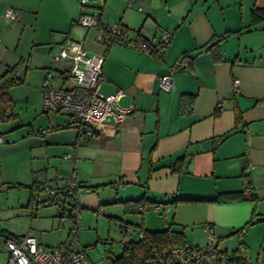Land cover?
<instances>
[{
    "label": "crops",
    "instance_id": "obj_1",
    "mask_svg": "<svg viewBox=\"0 0 264 264\" xmlns=\"http://www.w3.org/2000/svg\"><path fill=\"white\" fill-rule=\"evenodd\" d=\"M65 1L69 9L59 17L52 14L44 26L42 0H0V72L16 66L23 82L27 75L36 82L41 98L44 86H69L72 79L59 77L67 62L52 56L71 38L88 56H103L100 93L123 90L119 104L133 110L119 126L106 123L90 136L70 123L66 111L49 112L47 127L37 131L44 144L38 167L30 163L24 179L12 184L24 186L29 201L45 185L64 187L74 172L81 214L110 212L118 204L124 209V201L145 196L147 203L163 204L170 216L161 228L171 222L197 245L214 235L223 258L234 252L244 255V264H253L252 255L255 264H264V20L251 25L250 16L253 7L264 8V0H97L101 25L119 23L131 37L150 40H157L161 29L170 30L162 58L96 41L97 27L78 22L82 12L93 11L95 0L85 9L78 0ZM8 5L17 18L7 22ZM227 31L219 54L202 51L191 64L181 60ZM172 65H178L172 88L161 89L157 76L170 73ZM237 111L241 119L235 126ZM175 163L182 168L172 170ZM2 168L0 156V179ZM243 174L251 181L248 187ZM219 196L226 199L214 200ZM179 198L203 201L173 202ZM60 199L74 201L67 195ZM108 214L119 218L116 211ZM150 219L142 217L141 225L155 229ZM128 239L123 235L120 241Z\"/></svg>",
    "mask_w": 264,
    "mask_h": 264
},
{
    "label": "built area",
    "instance_id": "obj_2",
    "mask_svg": "<svg viewBox=\"0 0 264 264\" xmlns=\"http://www.w3.org/2000/svg\"><path fill=\"white\" fill-rule=\"evenodd\" d=\"M88 0H79L81 6L87 5ZM92 12H82L78 22L87 27H97L96 41L108 45L119 43L129 46L157 58H162L166 47L170 44L172 32L161 29L157 40H150L142 35L131 37L128 30L119 23L108 25L100 24V8L94 2ZM6 21L15 20L17 13L12 6L4 9ZM54 61H66L67 66L61 70V79L70 78L72 84L67 86L47 85L42 88V101L46 110L52 112L66 111L69 113V120L72 125L81 129L83 136H90L103 129V125L110 123L114 126L122 124L133 106H122L119 100L124 96V91L119 89L113 93L102 94L99 91L100 83L105 79L102 72L103 56H88L82 44L74 39L68 38L64 44L53 54ZM178 68V65L170 66V73L157 76L158 86L161 89L172 88L173 81L171 73ZM238 84V79H234ZM12 114L11 107L0 111V122L7 120ZM45 131V130H43ZM3 136L0 131V142ZM71 157V154H66ZM79 188L78 180L73 172L68 183L64 187L43 186L44 198H58L61 206L65 207L64 215L60 216L61 221L67 219L70 223L68 234L72 238L57 244L48 249L44 248L39 237L31 232L22 235L6 234L4 243L7 249L5 264H93L83 248L78 247L76 232L81 224V210L74 201L61 202V196L74 193ZM65 204V205H64ZM64 219V220H63ZM126 236L134 231L132 226L122 228ZM245 229L242 230V233ZM139 233V232H138ZM143 234L140 232L139 236ZM240 251L244 249L240 245ZM110 252H103L100 259L109 260ZM241 259H245L241 255ZM109 264V263H107ZM144 264H226L221 260V253L218 240L210 235L209 241L203 245L185 244L183 246H170L161 250L153 249L151 256Z\"/></svg>",
    "mask_w": 264,
    "mask_h": 264
},
{
    "label": "rangeland",
    "instance_id": "obj_3",
    "mask_svg": "<svg viewBox=\"0 0 264 264\" xmlns=\"http://www.w3.org/2000/svg\"><path fill=\"white\" fill-rule=\"evenodd\" d=\"M101 1L95 0V3L101 6ZM68 9L69 4L65 0H42L41 24L47 26L50 17L52 19V14L59 17ZM18 35L15 34L16 37ZM18 73L21 75V72ZM29 78L30 76L27 75L23 83L10 88L9 107L12 109V114L8 120L0 122V131L3 136V141L0 143L4 146L0 149L3 161L0 179V230L17 234L21 231L31 232L39 237L44 248L50 249L72 238V233L68 234L69 221L63 219L64 221L60 224V218L56 214L57 207L55 204H50L48 199H44L42 189L37 191L38 196L29 198V203L25 197V187L20 184L12 185L13 181L24 179L23 175L25 172L27 174L28 169L32 167L30 163L33 162L34 167H38V156L40 157L44 144L40 140L43 135L38 134L37 131L47 127L45 116L52 114L49 113L52 111L46 110L42 105L36 82L30 81ZM41 162L42 159H40ZM117 206L115 210L111 207L110 212L105 208L102 212L83 210L81 214V224L76 232L78 247L84 249L93 264L109 263L110 260L100 259L103 252H110L111 256L121 253L123 243L120 238L124 234L120 225L130 224L137 230L138 225H141V218L145 217L151 218L150 222L155 229H162L163 219L168 216L162 208L158 211L147 208L142 212H125L121 204ZM114 211L118 213L116 215L119 218H113L111 214H108ZM50 220H53V223H49ZM130 236L134 238L135 232H132ZM126 237L128 238L129 235ZM6 259L4 235L0 234V264H5ZM249 262L255 264L256 257L252 255Z\"/></svg>",
    "mask_w": 264,
    "mask_h": 264
},
{
    "label": "trees",
    "instance_id": "obj_4",
    "mask_svg": "<svg viewBox=\"0 0 264 264\" xmlns=\"http://www.w3.org/2000/svg\"><path fill=\"white\" fill-rule=\"evenodd\" d=\"M101 7V6H100ZM251 16V25H256L260 21L264 20V8H258L253 7L250 12ZM230 34V31H227L221 35L212 36L207 42H205L203 45H201L197 50L194 52H185L182 56L181 60H185L187 64H191L194 57L199 54L202 51H210L212 53L219 54V44L227 38V36ZM23 82V78L20 77L17 74V68L16 66L9 67L5 69L4 71L0 72V111L4 110V108L9 107V90L11 87L19 85ZM191 98V103L193 102ZM183 105V103H181ZM217 111V110H216ZM215 111V112H216ZM10 116L7 118L9 119ZM241 114L240 112L235 113V126L240 122ZM2 133V132H1ZM184 157L177 158V161H183ZM176 161V162H177ZM180 164V163H179ZM183 164L180 165H173L172 170H180L182 168ZM245 179L244 187H248L250 185V179L248 175L243 174ZM14 185V184H12ZM16 185V184H15ZM79 185V183H78ZM67 196L71 197L72 200H74V193L67 194ZM252 198H255L254 195H252ZM47 199V198H44ZM226 198L224 197H217L214 200H220L223 201ZM50 201V204H56L59 207V217L64 215L65 207L61 206L59 203L58 198H48ZM148 199L143 196L138 199L134 200H126L124 201V210L127 212H134L139 211L142 212L145 209L153 208L154 210L158 211L161 207L162 209H165L163 207V204L159 203H147ZM176 201H184V202H190V201H203V199H195V198H179L175 199L173 202ZM32 202V201H31ZM75 202V200H74ZM30 203V200H29ZM77 204V202H75ZM264 220V218H262ZM121 228L126 226H131L130 224H123L120 225ZM139 228L135 231V237H131L129 235L128 241L125 240L122 245V251L119 255L116 256H110L109 258V264H144L148 258L151 256L153 249L161 250L164 248H168L170 246H183L185 244H192L188 241H186L185 235L182 230H177L175 228H172V223L168 222L166 224V227L162 229H149L145 228L142 225H138ZM245 229V227H242L239 229L240 235H243L242 230ZM123 232V231H122ZM141 232L143 235L139 236V233ZM0 234L6 235V234H14L11 232H6L4 230H0ZM123 234L126 236V234L123 232ZM17 235V234H15ZM197 245V244H194ZM221 260L223 263L226 264H244L245 261L241 259L239 256L234 255V252L230 253V255L225 254L224 258L221 256Z\"/></svg>",
    "mask_w": 264,
    "mask_h": 264
}]
</instances>
